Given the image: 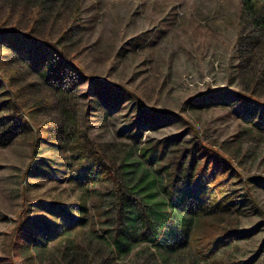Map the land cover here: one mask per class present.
<instances>
[{"label":"rangeland","instance_id":"374dc122","mask_svg":"<svg viewBox=\"0 0 264 264\" xmlns=\"http://www.w3.org/2000/svg\"><path fill=\"white\" fill-rule=\"evenodd\" d=\"M252 1L264 13V0ZM0 29L47 42L74 65L51 87L21 62L10 74L0 61L4 95L17 104L0 118L18 117L0 130V264H56L62 242L39 251L20 237L93 229L70 214L83 193L80 143L164 140L201 159L196 175H208L198 183L226 204L200 229L209 257L187 250L174 264H264V31L241 0H0ZM61 105L68 134L56 130ZM19 115L28 135L15 129Z\"/></svg>","mask_w":264,"mask_h":264},{"label":"trees","instance_id":"16d2710c","mask_svg":"<svg viewBox=\"0 0 264 264\" xmlns=\"http://www.w3.org/2000/svg\"><path fill=\"white\" fill-rule=\"evenodd\" d=\"M241 1L253 25L264 31L263 11H257L252 0ZM0 45L8 51V57L2 55L0 61L9 66L10 74L15 73V64L21 62L51 87L53 79L65 82L66 77L59 74L63 71L68 74L66 70L74 67L52 45L17 29H0ZM4 88L0 81V114L17 106L10 95H4ZM116 88L128 92L123 86ZM68 110L61 105L58 133L68 134L73 130L66 121ZM19 116L15 129L22 130L19 135H28L27 120ZM17 118L12 116L7 118L9 122H4L1 117L0 130L15 123ZM68 140L64 138L66 143ZM183 148L168 140L148 144L80 143L75 150L77 180L83 193L70 214L75 216L78 229L85 230L90 225L93 229L88 235L83 231L70 234L71 229L63 225L54 231L29 233L20 237L23 246L41 251L47 250L50 242H62L56 264H108L110 258L116 264L136 251L132 264H174V256L193 249L209 257L212 249L207 253L198 250L203 242L200 229L205 219L222 212L226 204L213 202L203 192L198 180L208 175L207 169L201 168L202 172L196 175L201 159L191 154V149ZM92 199L97 201L91 207L88 202Z\"/></svg>","mask_w":264,"mask_h":264}]
</instances>
